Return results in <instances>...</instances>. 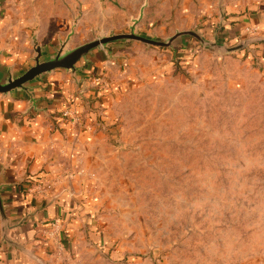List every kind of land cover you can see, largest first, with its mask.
I'll use <instances>...</instances> for the list:
<instances>
[{"label":"rangeland","instance_id":"374dc122","mask_svg":"<svg viewBox=\"0 0 264 264\" xmlns=\"http://www.w3.org/2000/svg\"><path fill=\"white\" fill-rule=\"evenodd\" d=\"M140 2L139 34L197 30L213 41L218 30L221 45L244 46L225 51L193 37L172 48L145 44L160 53L123 67L112 87L111 76L95 86L114 98L106 118L90 102L94 128L70 146L64 171L30 183L44 200L66 192L74 213L41 222L36 239L55 264H264V19L251 22L264 16V0ZM39 6L0 0V22L16 23L19 12L32 20ZM225 28L233 34L222 38ZM69 29L50 36L53 53ZM75 32L67 48L100 33Z\"/></svg>","mask_w":264,"mask_h":264},{"label":"crops","instance_id":"0c3cea01","mask_svg":"<svg viewBox=\"0 0 264 264\" xmlns=\"http://www.w3.org/2000/svg\"><path fill=\"white\" fill-rule=\"evenodd\" d=\"M115 1L119 7L107 0L105 8L101 0H39L40 14H33L32 20H25L19 12L16 23L0 22V77L6 78L7 70L16 73L22 64L30 61L33 54L29 27L37 25L40 45L50 52L55 43L50 36L57 41L72 27L76 36L77 32L87 30H99L97 36L129 30L145 2ZM258 16L260 21L264 19L261 14H254L251 22H259ZM237 24L239 28L243 26V22ZM232 34V28H225L221 36L227 38ZM111 48V56L103 48L87 55L79 64L76 80L70 72L56 70L32 84V96L20 90L8 95L0 93V187L11 225L7 240L0 219V264H41L39 261L55 264L54 255L35 235L38 225L50 217L63 214L67 222L73 211H69L71 198L64 192L57 200L54 195L44 200L31 192L30 183L35 178L55 177L64 171L70 146L81 143L79 139L88 135L90 127L94 128L95 121L90 126L92 117L86 108L90 102L106 118L105 109L114 98L109 90L98 91L97 85L103 81L107 84L106 79L112 77V87L114 75L123 67L130 71L148 53H160L136 41L114 43ZM76 119L85 122V127H77Z\"/></svg>","mask_w":264,"mask_h":264},{"label":"water","instance_id":"95a60500","mask_svg":"<svg viewBox=\"0 0 264 264\" xmlns=\"http://www.w3.org/2000/svg\"><path fill=\"white\" fill-rule=\"evenodd\" d=\"M146 6L147 2L143 5L139 17L132 20V24L130 25L128 32H113L111 34H105L80 44L74 48H67L69 40L72 38L74 33V29H72L66 40L60 44V47L57 49L56 53L43 49V47L38 44L37 40L33 39V47L35 49V55L32 57L33 64H31V66L21 73H12L11 70H7L6 78L0 77V93L8 95L20 90L28 92V94L32 96L31 89L34 88L32 84L56 70L68 71L76 80V73L79 70V64H81L83 59H86L87 55H89L95 49L103 48L111 56V45L118 42L136 41L151 46L172 48L180 40L193 37L204 47L221 48L225 51L237 50L244 46V44L234 47H226L221 45L218 41V30L214 34L213 41H209L202 33L197 30L179 31L164 40H159L139 34L137 32V24L141 20L144 14V8ZM32 102H34V104L36 102L34 97H32ZM1 190L2 189L0 187V219L2 222L3 236L8 240V230L11 228V225L10 219L6 213ZM34 258L39 261L38 258ZM39 262L43 264L41 261Z\"/></svg>","mask_w":264,"mask_h":264},{"label":"built area","instance_id":"2783aa9c","mask_svg":"<svg viewBox=\"0 0 264 264\" xmlns=\"http://www.w3.org/2000/svg\"><path fill=\"white\" fill-rule=\"evenodd\" d=\"M101 1H103V0H101ZM101 83H103V82H101Z\"/></svg>","mask_w":264,"mask_h":264}]
</instances>
